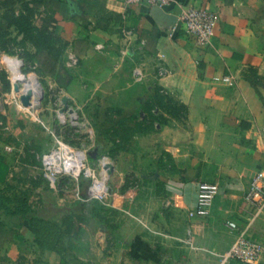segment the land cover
Returning <instances> with one entry per match:
<instances>
[{"label":"crops","instance_id":"obj_1","mask_svg":"<svg viewBox=\"0 0 264 264\" xmlns=\"http://www.w3.org/2000/svg\"><path fill=\"white\" fill-rule=\"evenodd\" d=\"M190 6L217 16L205 46L179 22ZM26 15L37 30L65 43L64 63L77 67L69 96L77 101L84 94V78L99 83L91 89L106 98L105 121L111 125L121 114L153 125L141 136L154 146L148 157L162 159L163 167L155 171L146 219L135 209L137 191H120L112 197L119 212L108 221L115 231L84 220V248L66 258L34 245L23 217L0 215V264H215L212 252L234 240L230 220L264 245V210L244 198L264 165V0H171L160 8L123 0H0V17ZM124 26L134 32L130 40L120 33ZM136 66L141 80L133 76ZM222 75L231 83L216 79ZM160 95L167 107L155 103ZM200 182L218 186L206 215L190 214ZM186 237L194 249L181 241ZM231 264H264V251L256 262Z\"/></svg>","mask_w":264,"mask_h":264},{"label":"rangeland","instance_id":"obj_2","mask_svg":"<svg viewBox=\"0 0 264 264\" xmlns=\"http://www.w3.org/2000/svg\"><path fill=\"white\" fill-rule=\"evenodd\" d=\"M3 24L4 21L0 24V113L7 116L14 114V122L21 117L22 127L10 138L9 126L6 130H0V149L11 152L7 157L9 180L17 189L26 192L33 214L50 218L67 227L72 224L78 234L74 246L84 248L82 238L86 222L80 218H69L77 212L86 213L85 208L75 199L76 183L67 176H61L57 187H52L44 177L40 159L36 155L52 147L54 142L50 130H53L58 138L72 146L84 147L89 151L97 148L98 154L95 157L90 159L88 154V159L93 164L98 157L105 155L110 164L108 184L113 192L112 197L120 191L136 190L137 215L147 218L151 210L146 208L147 204L155 195L154 188L151 189L155 171L160 166L163 167L162 159L148 157L147 150L150 147L142 139L146 133L155 129L153 125L135 124L129 116L121 114L110 125L109 121H105L109 110L107 112L100 109L105 105L102 102L106 98L91 89L95 90L99 83L90 81L89 77L81 80L87 87L84 94L75 101L69 96V83L77 67L65 64L63 56L58 63H53L46 47L34 51V47L21 46L19 38L12 32H9V38L4 39L1 33ZM30 52L35 53L30 55ZM7 56L21 60L19 68L23 78L15 80L14 74H11L6 65ZM32 78L40 84V95L31 93L28 97L29 104H23L21 96L26 92L25 80ZM91 83L95 84L90 86ZM34 96L37 98L34 99ZM64 97L68 98V104L61 111ZM123 118L122 124L118 125ZM7 139L10 142H6ZM8 143L14 149L9 151L5 148ZM150 150H154V146ZM80 188L81 191L84 190V185L80 184ZM120 216L123 214L120 213ZM3 234L6 236L7 232Z\"/></svg>","mask_w":264,"mask_h":264},{"label":"built area","instance_id":"obj_3","mask_svg":"<svg viewBox=\"0 0 264 264\" xmlns=\"http://www.w3.org/2000/svg\"><path fill=\"white\" fill-rule=\"evenodd\" d=\"M126 5L145 4L152 7L167 6L171 0H123ZM217 16L211 10L203 6H190L182 12L179 22L184 31L189 34L199 46L207 45L215 30ZM121 35L130 40L134 35L133 30L124 26L120 30ZM73 62L74 57H70ZM133 76L136 80L143 77L142 69L134 67ZM221 81L231 83L229 75H222ZM7 126L0 120V130H6ZM53 137V144L50 149L37 153L40 159L44 177L52 187H57V181L61 176H67L76 183L75 199L80 202L96 200L99 203L116 208L112 202L113 192L108 184L110 164L105 155L98 157L95 164L88 159L89 150L84 147H75L68 142L57 137L53 130H50ZM9 151L13 146L5 145ZM88 179V183L81 191L80 184L83 179ZM218 192L217 184L200 182L197 189V206L190 214L206 215L210 212L214 196ZM244 198L257 212L264 210V165L259 168L251 177ZM120 211L132 215L124 208H117ZM226 226L234 233V240L231 246L223 252H212L215 256V264H231L233 260L242 262H256L264 251V245L240 230L235 221L226 222ZM191 248H195L191 238L181 239ZM206 264V263H202Z\"/></svg>","mask_w":264,"mask_h":264},{"label":"trees","instance_id":"obj_4","mask_svg":"<svg viewBox=\"0 0 264 264\" xmlns=\"http://www.w3.org/2000/svg\"><path fill=\"white\" fill-rule=\"evenodd\" d=\"M28 16H17L15 18H2L0 17V24L3 23L2 36L9 38V32L11 26L16 28V33L13 34L18 37L22 34L19 39V44L26 47V43H31L34 46V51L42 48H47L50 57L55 60L53 63H58L64 52L65 43L59 37L53 36L51 33L39 31L34 25L27 22ZM35 32V33H33ZM13 33V32H12ZM15 37H13L15 39ZM30 55H34L35 52H30ZM155 103L158 105L167 107V97L157 96ZM0 117L4 124L8 127V137L18 132L22 127L21 117L13 121L14 114L7 116V114L0 113ZM6 142H10L8 139ZM9 144V143H8ZM10 145V144H9ZM13 146V145H11ZM14 149V146L13 148ZM11 152H5L0 149V215H19L26 220L27 226L31 233V241L38 248L43 250H52L57 252L61 258H66L67 254L75 247L74 241L77 238V231L71 224L69 227L58 224L57 222L43 216L33 214V208L29 201V197L25 191L17 189L16 185L13 184L8 177L9 173V159L8 154ZM89 158L92 157L89 155ZM88 179L84 178L82 186H86ZM81 207L85 208L86 213L79 214L78 212L74 215H70L69 218L82 220H91L96 225H104L106 229L115 231V226L108 222L109 216L113 213H117L116 209L110 206L103 205L96 200L88 202H80ZM108 218V219H106ZM105 219V221H102ZM73 220V219H72ZM3 223L0 221V226ZM23 226V224L21 225ZM71 253V252H70ZM75 259V258H74ZM72 258L66 262H71Z\"/></svg>","mask_w":264,"mask_h":264},{"label":"bare ground","instance_id":"obj_5","mask_svg":"<svg viewBox=\"0 0 264 264\" xmlns=\"http://www.w3.org/2000/svg\"><path fill=\"white\" fill-rule=\"evenodd\" d=\"M6 65L7 67L10 69L11 74H14V78L15 80L17 78H23L22 75L20 74V65H21V60H19L16 57L13 56H7L6 57ZM25 87H26V92L24 94H22V100H25V102H28V97L30 96L31 93L35 94V95H40L41 92V87L39 82L32 78L29 80H25ZM28 91V92H27ZM34 99L37 98V96L33 97ZM31 106L33 107V105L31 104ZM35 106V104H34ZM64 116V114L62 113V117ZM110 172V170H109Z\"/></svg>","mask_w":264,"mask_h":264},{"label":"water","instance_id":"obj_6","mask_svg":"<svg viewBox=\"0 0 264 264\" xmlns=\"http://www.w3.org/2000/svg\"><path fill=\"white\" fill-rule=\"evenodd\" d=\"M155 8H159V7H155ZM23 104H28L27 101L25 102V100H22ZM63 107L61 108V111L65 110L67 108V104H68V98L67 97H64L63 98ZM98 153V150L97 148H94L92 151L89 152V155L91 157H95L96 154Z\"/></svg>","mask_w":264,"mask_h":264}]
</instances>
